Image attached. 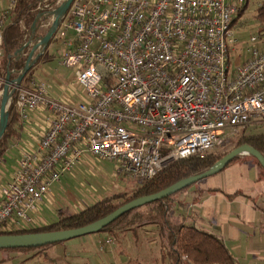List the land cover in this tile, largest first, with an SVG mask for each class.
Here are the masks:
<instances>
[{
  "label": "built area",
  "instance_id": "obj_1",
  "mask_svg": "<svg viewBox=\"0 0 264 264\" xmlns=\"http://www.w3.org/2000/svg\"><path fill=\"white\" fill-rule=\"evenodd\" d=\"M64 1L43 0L30 38L10 56L18 62L30 47L24 67L2 68L8 105L24 123L43 111L48 128L1 188L0 230L32 225L51 187L87 155L118 162L129 178L152 179L218 148L229 129L264 124V30L250 38L249 57L231 64L233 21L248 0H74L54 35L61 64L84 89L76 103L53 97L46 81L10 79L45 53L34 49L43 39L37 30ZM7 16L0 15V59Z\"/></svg>",
  "mask_w": 264,
  "mask_h": 264
},
{
  "label": "trees",
  "instance_id": "obj_2",
  "mask_svg": "<svg viewBox=\"0 0 264 264\" xmlns=\"http://www.w3.org/2000/svg\"><path fill=\"white\" fill-rule=\"evenodd\" d=\"M42 2L43 0H14L13 2L3 31L4 55L0 59V65L9 69V71L13 68L22 69L25 65L30 47L25 48V55L18 62L10 59V56L20 50L23 44L30 38L31 34L27 31L33 26L37 17L38 7ZM245 8L240 11L239 15ZM48 10L50 9H46V11ZM50 27L51 25L39 27L36 36H46ZM54 40L55 35L47 45L45 53L38 58L36 63L45 58L48 60L51 57L49 47ZM35 64L26 72L22 80L24 83L25 81L27 82L26 84L30 83L31 77L28 76ZM18 76V74L13 73L10 79H16ZM8 113V126L3 137L0 139V162L11 145L21 136L22 132L21 119L14 104L8 107ZM263 127L264 124L239 129L231 139L229 138L227 142L223 141L218 148L202 155H193L177 160L161 170L154 178L136 179V183L130 190L104 197L85 209L68 215L64 210H60L58 220L52 223L40 226L26 225L21 228H14L6 224L0 230V235L50 232L87 226L135 199L158 193L185 178L207 171L231 150L242 145H250L264 156ZM240 158L242 156H238L229 165L235 163ZM257 162L261 165L258 160ZM193 185L161 200L129 211L100 231V233H106L114 238H122L121 235L123 233H131L134 235L135 240H138L139 232H147L146 241L148 243L150 241L155 242L156 254L153 255V260L160 264H241L240 260L227 246L224 238L197 226L195 221L192 220L193 214L187 216L185 210H187L190 201L186 192ZM190 219L191 222L189 221ZM56 244L59 243L38 248L4 249L0 251H16L17 253L27 255L32 253L30 258L41 254L50 261L46 264H68L70 256H66L60 260H51L54 257H49L47 251L46 253L43 252L44 250L53 248ZM12 258L10 253L6 257L2 256L0 257V264L10 262Z\"/></svg>",
  "mask_w": 264,
  "mask_h": 264
},
{
  "label": "crops",
  "instance_id": "obj_3",
  "mask_svg": "<svg viewBox=\"0 0 264 264\" xmlns=\"http://www.w3.org/2000/svg\"><path fill=\"white\" fill-rule=\"evenodd\" d=\"M62 89L59 91L61 95L56 93L59 96L55 98L65 101L64 92L69 95L74 93ZM50 94L53 96L55 93L50 91ZM47 128L41 110L32 113L28 122H22L21 136L7 151L15 152L6 159L5 155L0 164V205L1 188L10 180L23 153L37 147ZM218 174L214 182L198 185L196 190L187 195L190 201L185 210L187 216L193 214L192 220L197 226L224 238L241 264H264V170L252 164L248 155H243ZM42 219L37 212L32 224L46 223ZM100 234L94 238L86 237L88 239L81 242L95 243L91 253L89 249L87 252L78 250L75 255L71 254L68 264H160L153 260L155 242L146 241L147 232H139L138 240L131 233H123L122 238ZM106 240L111 242L107 243Z\"/></svg>",
  "mask_w": 264,
  "mask_h": 264
},
{
  "label": "rangeland",
  "instance_id": "obj_4",
  "mask_svg": "<svg viewBox=\"0 0 264 264\" xmlns=\"http://www.w3.org/2000/svg\"><path fill=\"white\" fill-rule=\"evenodd\" d=\"M13 2L14 0H0V15L5 13L8 15ZM45 21L46 23L49 22L52 24L53 15L47 17ZM263 28L264 0H248L245 10L236 17V20L232 25L235 36L239 40L238 43L232 46L230 50L232 66H237L243 63V61L249 57L247 48L250 38L263 31ZM60 46V42L56 39L51 42L49 47L51 52V57H49L50 60L45 58L39 63H36L28 77H31L30 82L38 80L46 81L50 91L55 93L53 94L54 97L61 95L62 92L59 93L60 88H63L62 90L64 91L68 90L70 92H74L73 95H69L64 92V95H66L64 96V99L69 103H75L84 97V89L76 83L74 69L67 68L61 64ZM2 68L4 69L5 67L0 65V78L4 79V82L0 85L1 93L4 91L6 82V69L3 71ZM26 83L27 82L25 81V84ZM1 99L0 106L2 102ZM239 129L242 128H238L237 130L229 129L225 134L223 141L227 142L229 138L231 139L234 133H236ZM262 129H264V127ZM14 152L11 150L10 153H6L5 159ZM248 159L259 170H264V167L258 164L257 159L254 156H248ZM215 175L195 183L189 191L186 192V195L191 194L194 190H196L197 187H199L198 185L208 184L211 181L214 182L218 179L215 178ZM136 181V179L129 178L128 176L118 172V162L101 160L88 156L84 158V160L75 168L67 172L59 182L51 187V191L46 196L44 202L39 206L36 212L31 214L34 219L35 214L39 212L43 218L42 220H45L46 223H34L32 225L40 226L42 224L52 223L55 221V217L58 216L57 214L60 210H64L67 215L72 214L89 207L94 202L103 199L104 197L111 196L121 191H128L132 188ZM100 235L101 234L99 232L67 240L63 243L61 242L56 244L53 248L44 250L43 252L46 253L47 251L49 257H54L51 258V260H60L66 256H71V254L75 255L76 252L78 253V250L87 252L89 249L91 253L95 249V243L91 241L89 243L85 242L81 244V242L86 241L89 237L94 238ZM9 253L11 257H13L9 264H46L50 262L44 255L41 254L30 258L32 253L27 255L17 253L16 251H0V257H6Z\"/></svg>",
  "mask_w": 264,
  "mask_h": 264
},
{
  "label": "water",
  "instance_id": "obj_5",
  "mask_svg": "<svg viewBox=\"0 0 264 264\" xmlns=\"http://www.w3.org/2000/svg\"><path fill=\"white\" fill-rule=\"evenodd\" d=\"M73 1L74 0H66L57 9H55L53 13L54 21L51 24L48 34L43 37L41 43L35 45L34 49L39 48L41 46H44L45 48L47 47L51 38L54 36V34L56 33L59 27L61 18L67 13ZM39 57L40 56H38V58ZM36 61L37 59L32 63L27 64V66L23 69V72L17 78L19 82L23 80L26 72L36 63ZM9 83L10 80L8 78L5 83L3 98L0 106L1 107L0 108V139L3 137L8 126L9 113L7 107L9 106L8 102L11 95L9 92ZM243 155L254 156L259 161V163L264 167V156L254 147L250 145H242L240 147L231 150L228 154H226L219 161H217L207 171L198 175L185 178L158 193L135 199L121 206L120 208H118L111 214L107 215L106 217L87 226L74 228V229H67V230L50 231V232L28 233V234H18V235H14V234L0 235V250L38 248L50 244H55V243H60L67 240L75 239L89 234L99 233L107 226H109L111 223H113L116 219L128 213L129 211L142 207L151 202L161 200L205 178L218 174L226 167H228L229 164L233 162L238 156H243Z\"/></svg>",
  "mask_w": 264,
  "mask_h": 264
}]
</instances>
